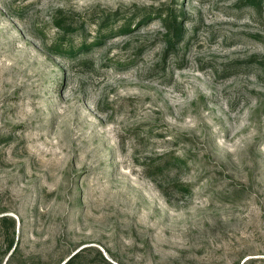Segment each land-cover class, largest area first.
<instances>
[{"label": "rangeland", "instance_id": "374dc122", "mask_svg": "<svg viewBox=\"0 0 264 264\" xmlns=\"http://www.w3.org/2000/svg\"><path fill=\"white\" fill-rule=\"evenodd\" d=\"M249 258L264 0H0V264Z\"/></svg>", "mask_w": 264, "mask_h": 264}, {"label": "trees", "instance_id": "16d2710c", "mask_svg": "<svg viewBox=\"0 0 264 264\" xmlns=\"http://www.w3.org/2000/svg\"><path fill=\"white\" fill-rule=\"evenodd\" d=\"M174 28H175L176 31H178V28L177 27H174ZM176 35H177V33H176ZM250 261H252L251 258L246 259V260L243 261L242 264H248Z\"/></svg>", "mask_w": 264, "mask_h": 264}]
</instances>
